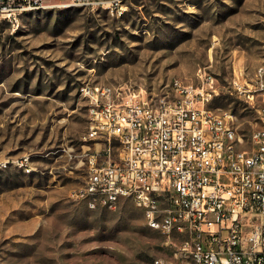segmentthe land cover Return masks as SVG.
<instances>
[{"label":"rangeland","instance_id":"rangeland-1","mask_svg":"<svg viewBox=\"0 0 264 264\" xmlns=\"http://www.w3.org/2000/svg\"><path fill=\"white\" fill-rule=\"evenodd\" d=\"M43 3L0 15V264L172 256L175 241L149 227L131 199L109 210L70 197L87 175L79 155L87 92L109 87L157 101L175 80L200 87L212 77L211 108L233 114L241 147L250 148L256 115L234 82L264 62V0H131L121 14L75 0Z\"/></svg>","mask_w":264,"mask_h":264},{"label":"built area","instance_id":"built-area-1","mask_svg":"<svg viewBox=\"0 0 264 264\" xmlns=\"http://www.w3.org/2000/svg\"><path fill=\"white\" fill-rule=\"evenodd\" d=\"M75 1L118 13L131 0ZM43 2L0 0V15L12 18ZM243 79L234 90L255 111L250 148L241 147L233 114L211 108L212 77L200 87L179 83L157 101L89 89L79 154L87 175L70 197L109 210L131 199L148 226L175 241L174 254L153 264H264V68ZM61 151L78 156L73 148ZM28 161L21 163L29 168ZM93 193L101 200L89 201Z\"/></svg>","mask_w":264,"mask_h":264},{"label":"bare ground","instance_id":"bare-ground-1","mask_svg":"<svg viewBox=\"0 0 264 264\" xmlns=\"http://www.w3.org/2000/svg\"><path fill=\"white\" fill-rule=\"evenodd\" d=\"M43 4H36V5H32L29 8H24L21 10H25V9H35V8H39L40 6H42ZM120 14L123 12V10L118 11ZM261 68H264V62L261 63L256 70H261ZM179 83H183L181 80H175L174 81V88L175 89H179ZM103 89H111L109 87H105ZM176 99H183V91H176ZM101 200V193H93V194H89V201H98ZM151 228H153V226H149ZM161 233V231H159Z\"/></svg>","mask_w":264,"mask_h":264}]
</instances>
